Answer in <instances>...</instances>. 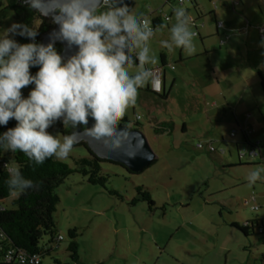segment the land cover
<instances>
[{"label":"rangeland","instance_id":"rangeland-1","mask_svg":"<svg viewBox=\"0 0 264 264\" xmlns=\"http://www.w3.org/2000/svg\"><path fill=\"white\" fill-rule=\"evenodd\" d=\"M133 1L135 7L131 12L147 17L151 22L154 11L164 7L167 12L171 11L170 5H166L167 0ZM187 6L191 4L174 7ZM5 7L6 0H0V12ZM13 23L18 22L12 14L0 20V37ZM38 26L39 22H36L34 28ZM10 38L19 43L21 36ZM34 87L29 85L21 91L29 95ZM171 109L175 115V104ZM128 114L133 122V108ZM143 121L146 124V120ZM131 124L132 128H140ZM47 131L63 139L57 128L50 127ZM143 133L156 154V164L139 174L106 164L102 166L108 176L106 187L89 184L82 175L75 174L58 189L61 202L55 219L58 233L64 240L43 264H54L55 259L63 264L71 262L68 247L72 229L78 230L79 254L84 264H136V253L140 249L152 253L154 240L164 236L169 240L172 233L174 239L169 248L183 246L184 242L187 247L200 248L201 259L196 264H264V235L247 237L233 226L236 222L245 226L246 222L259 220L264 215V207L261 211H252L241 202L251 195L254 186L264 191L260 182L248 187L247 176L255 168L245 165L228 168L219 158L229 162L232 157L238 165L237 140L229 144L230 149L226 143L225 147L216 144L217 152L211 153L197 148L199 139L193 133L182 136L177 132L172 136H160L158 140L147 128ZM260 142L264 152V139ZM243 150L240 146L241 154ZM86 156V147L74 144L68 158L59 161L75 167V160ZM138 187H144L150 193L153 206L142 201ZM115 192L118 195L112 194ZM135 199L141 202L132 204ZM3 206L11 208L12 198L0 201V207ZM180 224L184 226L178 232ZM48 241L46 237L43 243ZM0 264H7L1 255Z\"/></svg>","mask_w":264,"mask_h":264},{"label":"clouds","instance_id":"clouds-1","mask_svg":"<svg viewBox=\"0 0 264 264\" xmlns=\"http://www.w3.org/2000/svg\"><path fill=\"white\" fill-rule=\"evenodd\" d=\"M31 9L47 15L55 11L58 36L78 52L67 59L52 43H36L38 32L27 25L13 23L0 37V125L10 119L17 124L0 134V147L20 151L36 165L47 159H67L77 142L73 135L61 140L47 129L62 121L64 127L87 126L92 137L118 146L119 122L137 106L139 90L151 86L161 91L162 80L156 69L158 58L149 42L166 24L155 29L151 21L130 11L124 0H25ZM45 8L48 11H45ZM175 23L169 39L161 46L169 52L180 48L191 56L196 53L198 33L183 7L173 9ZM24 36L32 43L19 44L10 36ZM39 66L32 75L30 68ZM135 69L134 72L130 70ZM35 85L27 98L22 89ZM259 155V151L251 153ZM6 184L13 196L39 189L41 182L26 178L14 162L6 165ZM264 167L247 176L248 187L262 179Z\"/></svg>","mask_w":264,"mask_h":264},{"label":"crops","instance_id":"crops-1","mask_svg":"<svg viewBox=\"0 0 264 264\" xmlns=\"http://www.w3.org/2000/svg\"><path fill=\"white\" fill-rule=\"evenodd\" d=\"M214 1L219 3L217 9ZM189 3L191 6L185 9L194 20L190 27L199 34L194 38L196 53L188 56L180 48L169 52L161 46V41L169 39V29L175 23L174 4L170 5L171 11L164 7L161 13H156L158 10L152 13L151 25L155 28L167 25L149 42L152 54L158 58L155 67L161 70L162 88L156 92L149 85L139 90L137 106L133 108L135 119L132 122L127 113V125L139 124L143 132L147 128L156 140L177 132L182 136L193 133L199 144L211 143L216 148V144L225 147L226 143L228 149L237 140L240 163L236 165L232 157L229 162L219 157L223 166L264 167V152L260 148V140L264 139V0H191ZM174 104L175 115L171 113ZM163 125H169L172 132L157 134L154 127ZM205 149L204 152H210ZM257 150L259 155L253 156L251 153ZM258 182L264 185V176ZM241 202L252 211L254 207L261 211L264 191L254 186L251 195ZM258 219L264 220V215ZM183 226H178V232ZM173 235L169 240L166 236L155 239L152 253L140 249L136 264L199 263L200 248L187 247L186 242L169 248Z\"/></svg>","mask_w":264,"mask_h":264},{"label":"trees","instance_id":"trees-1","mask_svg":"<svg viewBox=\"0 0 264 264\" xmlns=\"http://www.w3.org/2000/svg\"><path fill=\"white\" fill-rule=\"evenodd\" d=\"M130 1V11H132L135 7V2L133 0ZM167 4L171 5L169 1ZM9 14H12L19 24L27 25L29 28H34V24L39 22V26L36 29L38 35L34 41L36 43H41L42 36L54 27L47 18L43 17L38 11L31 9L25 3V0H6V7L0 12V20L6 19ZM32 42L30 38L24 36H21L19 40V44ZM54 47L60 54L62 46L57 44ZM38 71L39 66L30 68L32 75H35ZM119 123L128 124L126 117ZM16 124L17 121L15 119H10L6 126L0 125V134L6 132L9 128H14ZM137 125L140 126L139 124ZM51 127L57 128L63 137L71 135L75 130L72 126L64 127L62 121L55 122ZM154 130L157 134H170L172 132L169 125L156 126ZM82 146L86 147L85 144H82ZM87 151L88 156L76 159L75 167H71L53 158L47 159L41 165H36L22 152L17 151L13 153L11 151H5L0 147V201L12 198L11 208L5 206L0 207L1 245L17 252L27 253L28 255H38L41 258L40 264H43V260L46 257L52 256L59 244L64 240L58 233L55 219L57 207L61 202L57 191L62 184L70 176L80 174L89 184L106 187V184H108V176L104 174L102 166L109 164L124 168L119 163L99 159L89 149ZM156 161L152 165L156 164ZM13 162L19 166L22 174L26 178H30L34 182H41L39 189H30L14 198L12 197L6 184L8 172L4 165H11ZM137 193L142 201L145 200L150 206L154 205L150 193L144 187H138ZM112 194L118 195L116 192ZM138 202L141 201L135 199L132 204ZM263 222L264 220H255L246 223L245 226L238 224H234L233 226L245 236L250 237L256 236L257 234L264 235ZM69 235L72 240L68 247L71 262L64 264H84L79 254L80 250L77 242L79 237L78 230H70ZM46 237L49 238V241L43 243ZM0 255L3 256L1 252ZM54 264L63 263L61 260L55 259Z\"/></svg>","mask_w":264,"mask_h":264},{"label":"water","instance_id":"water-1","mask_svg":"<svg viewBox=\"0 0 264 264\" xmlns=\"http://www.w3.org/2000/svg\"><path fill=\"white\" fill-rule=\"evenodd\" d=\"M47 3V0H45ZM130 8L131 1L124 0ZM47 12L48 9L45 8ZM43 17L47 18L53 25V29L42 36V44L47 45L52 43L54 46L60 44L62 51L60 55L67 61L68 58L75 55L78 52V47L75 45L69 46L66 41L59 38V24L54 20L56 16L55 11H49L47 15L39 12ZM94 121L89 118L87 126L74 127L75 130L72 132L76 139L75 144H85L96 157L102 160H109L112 162L119 163L124 168L132 173L139 174L152 166L156 160V154L150 146L145 134L138 128H132L127 124L119 123L118 125V138L120 143L118 146L111 144H105L103 140H98L88 134L87 128H90Z\"/></svg>","mask_w":264,"mask_h":264},{"label":"built area","instance_id":"built-area-1","mask_svg":"<svg viewBox=\"0 0 264 264\" xmlns=\"http://www.w3.org/2000/svg\"><path fill=\"white\" fill-rule=\"evenodd\" d=\"M171 5H177V6H184L186 3L191 2V0H168ZM218 2L214 1L213 5L217 9L218 8ZM162 10H158L156 13H161ZM167 20H169V17H167ZM194 20L192 19V22ZM152 27L155 29V27L152 25ZM197 32V31H196ZM198 33V32H197ZM199 35V34H198ZM197 35V36H198ZM228 38V37H227ZM158 70V74L160 75L161 70L159 68H156ZM160 92V91H159ZM23 97H27L26 93H22ZM232 136H235V133L232 134ZM198 149L203 150L205 148H208L210 152H215L216 149L211 143H200L197 146ZM5 164L4 166H6ZM253 211H259V207H254ZM0 252L2 253L5 261L7 264H40L41 258L38 255H28L24 252H17L13 249L6 248L5 246L0 244Z\"/></svg>","mask_w":264,"mask_h":264}]
</instances>
